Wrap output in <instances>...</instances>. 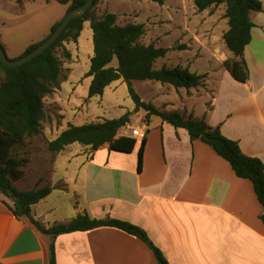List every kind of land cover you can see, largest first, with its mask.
I'll use <instances>...</instances> for the list:
<instances>
[{"label": "crops", "instance_id": "1", "mask_svg": "<svg viewBox=\"0 0 264 264\" xmlns=\"http://www.w3.org/2000/svg\"><path fill=\"white\" fill-rule=\"evenodd\" d=\"M259 1L263 12L251 15L255 26L251 43L245 49L250 73L246 84L235 81L223 67L227 60L234 59L223 41L229 26L219 11L225 15V5L203 13L197 12L194 0H166L161 5L168 14H191L203 19L197 29L223 23L217 47L209 45L201 53L202 40L195 35L198 53L184 61V68L207 76L205 85L190 90L193 95L180 100L175 109L168 111L167 105L161 111L179 112L204 119L212 127L220 126L222 134L237 141L245 155L264 164V0ZM192 23L195 24L189 21L180 26L189 29ZM87 79L89 91L92 77ZM195 99L201 100L202 106L205 104L202 117L194 116L195 105L188 104ZM146 116L139 117L140 125H128L124 133H119L131 136L137 128L147 132L141 173V139H136L137 146L131 154L112 152L108 146L98 151L84 147V151L70 152L68 148L74 144L55 159L56 163L63 158L66 164L65 175L59 181L63 187L46 185L44 177L35 180V189H53L40 203L67 191L75 199L74 218L87 214L92 219L112 218L137 225L147 232L169 264H264V225L260 219L263 207L252 183L238 178L229 163L208 145L192 142L187 130L176 129L159 118L155 125L151 118L147 123ZM156 132L161 149L150 163L149 148ZM84 152L89 156L79 162ZM157 165L161 166L159 171ZM6 203L13 205L0 193V264H49L51 238L26 220L15 218ZM39 204L33 207L35 219L52 226L46 215L34 210ZM56 254L58 264H158L146 244L114 228L61 235L56 239Z\"/></svg>", "mask_w": 264, "mask_h": 264}, {"label": "trees", "instance_id": "2", "mask_svg": "<svg viewBox=\"0 0 264 264\" xmlns=\"http://www.w3.org/2000/svg\"><path fill=\"white\" fill-rule=\"evenodd\" d=\"M14 1L21 3L24 0ZM54 1L63 6L68 5V12L86 3V0ZM150 1L164 5L166 0ZM100 2L101 0H95L93 7L83 17L73 20L51 48L32 61L13 68L4 65L0 60V71L4 74L0 85V193L13 202V205L6 203L9 211L15 218L26 220L39 233L51 238L49 264H58L56 239L59 236L99 228H114L139 239L150 248L158 264H169L147 232L130 222L112 218L92 219L85 214L77 216L69 223L46 226L35 219L33 207L51 195L52 187L20 191L15 186V182L25 177L29 160L19 157L14 150L23 147L28 138L42 133L43 123L48 118L45 99L54 95L68 80L58 54L67 61L72 59V54L65 44L78 43L85 23L89 22L93 31L94 55L86 75L87 78L92 77L87 100L103 97L111 84L123 80L128 86L136 111L146 112L147 123L150 118L156 117L176 129L187 130L192 142L200 141L208 145L229 163L238 178L252 183L257 199L263 207L260 219L264 225L263 162L245 155L237 141L222 134L220 126L212 127L204 119L186 117L179 112L161 111L152 103L144 102L134 88V82L156 81L170 85L176 90L190 91L203 87L207 76L197 75L182 66L157 70V61L166 58L170 50L142 44L141 39L145 35L143 24L119 25L115 14L98 17L95 8ZM194 4L198 13L213 11L221 5L226 6L224 17L228 20L229 30L224 33L223 41L234 59L227 60L223 67L235 81L246 84L250 73L245 60V49L251 43V32L255 26L251 15L263 12V4L259 0H194ZM60 23L61 21L52 27L48 37L56 31ZM42 42L30 45L21 57L34 51ZM115 61L117 64L113 66ZM130 123L131 115L127 113L118 119L92 122L83 126L70 124L55 140L49 142L48 148L50 152L59 154L74 144L90 147L92 151L108 146L112 152L131 154L137 146V140L132 136H119L121 130ZM146 134L145 132L140 140L138 151L139 173L143 167Z\"/></svg>", "mask_w": 264, "mask_h": 264}, {"label": "rangeland", "instance_id": "3", "mask_svg": "<svg viewBox=\"0 0 264 264\" xmlns=\"http://www.w3.org/2000/svg\"><path fill=\"white\" fill-rule=\"evenodd\" d=\"M68 8V5H60L54 0H24L20 4L12 0H0V44L5 48L7 56L10 59H18L30 45L44 41L52 27L67 15ZM95 13L98 17L115 14L118 17V24L122 26L130 23L143 24L145 35L141 39L142 44L170 50L166 58L157 61L155 66L157 70L163 67H185L184 61L192 57L194 53H198L199 50L195 35L202 40L201 53L209 45L217 47L221 42L223 23H217L214 26L209 24L205 30L197 29L196 25L202 23L203 19L193 17L191 14L184 17L182 14H168L163 12L160 4L150 0H101L95 8ZM219 15L221 19L225 18L220 11ZM189 21L195 22L191 24V28L185 29L180 26ZM89 24V22L85 23L86 28L84 25L85 30L78 43L66 42L65 46L72 54L71 60L67 61L60 53L58 54L68 80L54 95L45 99L48 118L43 123L42 133L39 136L28 138L23 147L14 150L16 155L29 160L25 177L15 182L16 188L20 191L34 190V182L38 177L46 178V185L63 187L59 181L65 175L66 164L63 158H58L55 163L59 154L50 152L48 144L66 130L68 125L83 126L99 120L118 119L130 113V126L135 127L140 125L139 117L146 115L144 110L136 111L128 86L123 81L116 83L113 88H107L103 97L87 100L88 79L86 75L90 70V61L94 55L93 31L90 26L87 27ZM207 37H210V40H207ZM116 64L115 61L113 66ZM3 80L4 74L0 71V85ZM134 88L144 102L152 103L159 110L169 105L168 111H171L170 109H175L181 104L180 100L183 101L188 95H193L185 89L179 91L170 85L156 81L134 82ZM188 104L195 105L192 113L194 116H203L205 104L202 106L201 100H191ZM158 122V118H151V124L155 125ZM84 149L79 144L68 148L70 152H81ZM149 149H151L149 161L152 163L156 160V152L161 149V141L157 132L154 134V142ZM88 156L89 153L84 152L80 155L79 162L83 159L87 160ZM125 159L128 161L129 158ZM127 164H130V160ZM155 167L158 171L161 169L160 165ZM74 204L75 199L65 191L53 194L34 210L38 214L46 215L51 225L61 224L70 222L74 218Z\"/></svg>", "mask_w": 264, "mask_h": 264}, {"label": "water", "instance_id": "4", "mask_svg": "<svg viewBox=\"0 0 264 264\" xmlns=\"http://www.w3.org/2000/svg\"><path fill=\"white\" fill-rule=\"evenodd\" d=\"M95 0H86V3L83 6L75 8L67 13L64 19L61 21L60 25L54 33H52L46 40H44L34 51L31 53L20 57L18 59H10L7 56L5 49L0 45V60L6 66L17 68L20 67L34 58L38 57L46 50L51 48L63 35L68 26L72 23L73 20L83 17L94 5ZM205 136H207L205 134Z\"/></svg>", "mask_w": 264, "mask_h": 264}, {"label": "built area", "instance_id": "5", "mask_svg": "<svg viewBox=\"0 0 264 264\" xmlns=\"http://www.w3.org/2000/svg\"><path fill=\"white\" fill-rule=\"evenodd\" d=\"M145 135V132H143L140 128L133 129L131 136L135 139H142Z\"/></svg>", "mask_w": 264, "mask_h": 264}]
</instances>
